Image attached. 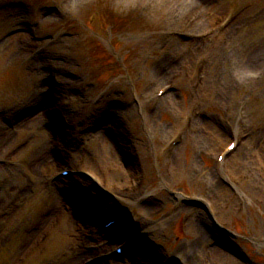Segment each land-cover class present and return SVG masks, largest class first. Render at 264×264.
I'll use <instances>...</instances> for the list:
<instances>
[{
	"label": "rangeland",
	"instance_id": "obj_1",
	"mask_svg": "<svg viewBox=\"0 0 264 264\" xmlns=\"http://www.w3.org/2000/svg\"><path fill=\"white\" fill-rule=\"evenodd\" d=\"M35 1L39 2L40 8L36 6L38 9H43V6L51 4V0ZM232 1L233 3H226L217 12L222 13L228 8L238 7L244 0ZM106 2L111 8L107 7ZM96 8L111 11L113 14L117 13L123 20L125 18L122 16H132L135 22L128 28L113 30V33H111L103 24V16L98 18L93 17L92 22L88 23V21L90 22V16ZM162 9L160 10L158 5L153 6V8L141 6L137 3V0H75V3L69 6L71 14H68L65 22L61 21V17L56 13L45 19L35 17L34 27L44 34L54 33L57 29L63 28L62 26L77 32L76 37L73 39L59 41L51 49V53L47 55V60L43 62L46 63L47 61L57 59L63 51L67 50L69 44L75 46L76 53L73 55V58L78 67L77 70L80 77L73 84L72 88L73 90L76 89L77 92L75 93L77 94L78 90L81 89L80 84L87 82V90L91 94H89V98L86 101L79 102L78 107L76 105L75 107L73 106V109L82 110L81 105L82 108L83 106L85 108L86 105L89 116H92L94 113L97 115L100 105L106 103L108 100L117 98L119 90L121 88L124 89L127 82L135 83L137 93L139 95L144 94L143 89L149 86L147 73L152 70L154 58L161 52L162 30L166 26H176L179 24L177 23L179 17L175 19V22L172 19L169 22L167 7L162 6ZM23 16L24 12L21 9L9 6L0 9V36L3 32L20 27ZM178 16L182 15L179 14ZM255 16L256 11H250L231 30L232 33L236 34L242 29V39H248L244 38V36L249 35V29H253L255 41H260L264 44V20L261 19L259 22L252 24ZM56 24L63 25L59 27ZM7 45H9V42L0 44V115L8 109H12L10 111L12 113L28 108L26 107L28 104L25 105L22 102H25L27 97L28 100L31 97V84L36 78L11 65L17 61V58L14 57L17 55V50L15 47H9L4 50V47ZM181 46L185 47V45ZM184 47H179V49L182 48L183 51ZM255 48L256 50H264V48L257 49L258 46H255ZM240 49L242 50V48ZM177 51L178 53H175L169 62L181 54L179 50ZM241 52L239 51L238 57ZM200 53L204 54V51L198 48L195 54L192 55L194 59L193 76H195V59L201 55ZM263 59L264 55L258 61V65L262 63ZM212 70V68L209 70L210 73L213 72ZM151 74L153 73L151 72ZM189 74L191 73L189 72ZM227 81L226 79L223 80V82ZM188 82V79L183 78L179 82V86H184L183 91L180 89V92L178 91L171 97L165 98L158 111L155 112L152 118V125H150L151 133L153 132L155 136L152 137L149 134L150 137H148L145 132L139 130L138 121L135 123L126 120L125 125L122 124L121 126L122 132H120L121 135L117 140H112L110 143L106 142L102 137L104 135L102 132L95 135V139L101 136L103 146L99 145L98 140H93L94 138L92 140L95 143L85 138V142H89L90 144L84 153L88 154L87 158H91V164L97 172L101 173L99 175L107 177L109 183L122 182L119 184L122 186L123 184H127L128 179L125 174L118 175L117 173L112 174V172H107L108 163L120 161L122 155L124 156L122 160H131L130 156L133 160V156H136V154H139L140 159L143 161L142 168L138 167L134 172L128 171L137 176L145 173L143 186L124 195V197L126 201L140 202L142 205H145L141 209H133L128 207V205L127 207L132 213L137 214L142 231L147 233L140 249L142 248L143 250L145 247L149 256L144 260H133L132 262H127L126 260L124 263L154 264L158 258L163 260L167 255H176L183 259L181 264H242L237 262V260H233L232 256L228 255V250L214 246L213 237L215 235L213 233L206 239L199 241V243L191 244V241H195L194 232L202 224L199 220L196 221L194 214L200 211V218L205 222L206 216H203V209L188 206L185 203L180 207H183L181 211L178 213L174 212L175 204L173 205L170 191L174 193L181 191L187 196L203 197L209 201L214 209H216L213 215L214 219L226 227V230L218 237H228V241L231 243L230 247L237 248L236 245H238L239 249L254 256L255 264H264V167L256 159L257 155H255L256 151L253 147V143L256 141L247 140L238 150L240 154L238 153V156H236L237 160L240 158V162L246 161V166L241 167L239 171L233 173L230 170L233 162L230 161L229 169H220L216 165L215 159L220 150L229 142L226 129L233 124L222 113H224L223 109L229 108L232 104L224 103L218 109L215 106V102H221L222 100L215 97L210 89V93H208L213 95L214 99L209 97L208 101L205 100L202 103L199 98L205 117L201 125L206 128L205 137L202 136L203 140L205 138V142L201 143V140L198 141V136H193V134H196L195 128H191V125L187 122V120L193 121L195 114H199L196 108L192 110L194 104L185 93ZM161 84H153L151 86L152 93L155 89L161 88ZM258 94L260 95L259 98L257 97ZM224 97L227 99V102L233 100L237 102L244 98V100L249 99L250 102L247 100L248 106H246L247 112L243 115L248 120V128L246 129L241 125L237 127L240 130H244L243 133L247 132V134H250V130L257 132L260 130V127H264V89L261 92L255 88L251 90L230 89L229 93ZM131 99H133V96L126 94L120 98V101L114 104L113 108L119 107L120 111L115 117L116 122L113 120L111 124L110 122L108 123L109 125L107 126L111 128L110 131L116 130L117 126L121 125L120 116L125 110L130 109L127 101ZM122 102L125 103L123 104ZM238 104H235L234 110L228 115L236 117ZM246 107L244 108L246 109ZM182 114L186 115L180 116ZM92 117H89V119H92ZM183 117H186L185 124L182 120ZM233 117L232 119L234 120ZM221 119L227 122V126L221 123ZM209 122H213L212 128ZM25 124L21 123L16 129L17 132H22L21 134L13 132L15 130L10 131L15 134V137H10L12 141L2 148L1 151L3 153L13 148L16 144L21 143L24 139L30 138L31 133L36 132V136H43L38 127L35 128L36 131L34 132H23L22 128ZM185 126L188 127L186 128ZM215 126L220 131L221 128H224V132L221 131L219 133ZM143 129L146 131L145 128ZM43 133H46L45 130H43ZM179 137L183 138L182 145L178 147L173 156L167 157L166 148L168 144ZM257 138L258 141L264 140V130ZM0 140L2 143L3 136H0ZM28 146L20 150L13 158L6 159V163L2 165L5 169H9L10 177L12 178H7L8 184L5 185V190L1 194L6 195L8 199L12 195L11 191L16 186L24 185L29 187L26 192L27 194L20 201L21 204H18V211L23 214L26 212L28 216H26L27 218L22 223H29L28 225L30 226V224L35 223L43 217V213L56 209L57 203L56 197H53L54 194L52 195L46 189L45 181L47 175L41 172V169L47 165L40 166L31 172L36 162L33 160L30 163V160L34 159V156L42 154L40 152H43V150L41 149L40 152L36 150L32 153V150L26 151ZM49 146L47 150H50ZM1 147L3 146L1 145ZM92 154L95 157L98 156L97 161L92 159ZM79 157L80 155L78 154L76 158L78 159ZM4 168H0V171ZM238 174L240 177L236 180L235 176ZM39 176L42 177L41 186L34 188L36 178ZM226 177L227 183L232 189L231 194L227 191V186L224 187L222 185L221 179H225ZM0 178V183L1 180L6 179L3 178V174L1 173ZM156 188L159 190L156 193H151ZM48 196L52 197V199ZM143 196L147 197V199L148 197L152 199H149V203L147 204ZM57 197H60V194ZM30 199L32 201H29ZM229 203H232L231 207ZM61 206L58 205L57 209L59 213H63V224L65 222L66 225L59 227L60 231L55 232L56 229L53 231L55 234L54 237L50 238V245H47L49 247L47 250L43 252H33L34 250H32L33 244L41 235V231L34 233V240L31 241L29 246H25L24 242L26 240L24 236L21 237L13 232V228L18 225L17 223L0 234V264H58L57 261L66 260L67 258L65 259L63 256L68 253L70 245L75 242V240L69 238V233L73 230L74 224L71 220V215L69 216V213L65 212L63 207L60 212ZM192 214L193 216H191ZM55 215H57L56 211L45 223L44 228L49 227L51 224L53 225ZM165 219L167 220L163 223ZM170 221H172V224ZM208 222L210 223V220ZM208 222L205 224L209 226ZM163 226L165 227L163 228ZM21 243L24 247V252L18 253V246ZM210 249L212 250L210 252L213 254V259L209 257L208 251ZM194 251L195 256L192 259ZM21 255L22 259L24 258L23 261L15 262V258L17 256L19 258ZM70 257L73 259L75 256L70 255ZM208 258L212 259L213 263H210ZM70 263L71 260H66L64 264Z\"/></svg>",
	"mask_w": 264,
	"mask_h": 264
},
{
	"label": "bare ground",
	"instance_id": "obj_2",
	"mask_svg": "<svg viewBox=\"0 0 264 264\" xmlns=\"http://www.w3.org/2000/svg\"><path fill=\"white\" fill-rule=\"evenodd\" d=\"M214 3H216V2H214ZM263 6H264V0L256 2L257 8L255 9V11L257 12V14H256L254 20L252 21V24L257 23L262 18H264V7ZM254 7H255V5H252L251 9L247 10V12L252 11V9ZM180 11L184 12L185 8L183 6H181L180 10L179 9L173 10V13L180 12ZM241 31H242V29L239 30L236 34H234V35L232 34L233 37H231V33L226 34V36H224L221 39L219 45L215 48V50H213V51L207 50V54L210 57H214V59H213L214 64H217L219 66L221 65L224 68V70H226L227 69L226 68V60H227L228 54H230L231 52H236V51L240 50V47H241L242 52H241L240 56L238 57V55H236V60H237L236 63L237 64H235V67L245 68V70H253L252 68L256 67V64L260 60L264 50H256L255 46H258L257 49H260V48H264V44H263V42L255 41V39H254L255 33H254L253 29H249L248 30L249 35L244 36V38H248V39H242ZM174 67H175V64L173 62H170L167 65L165 70H167V72H169L168 70H171ZM167 72L164 71L162 73V75L160 76V80H163V78H165V76H167ZM239 72H241V71H239ZM233 81L234 80L232 79L231 82H233ZM211 89L215 91V95L218 97V99H221V100L230 91L228 84L226 82H223L220 80H214L213 84L211 85ZM216 90H218V91H216ZM65 91H67V90H65ZM207 98H208V94H206L204 97H202L201 98L202 103ZM25 103L34 104V106H39V107L43 106L40 103L38 104L36 102H33L32 100L29 101L28 98H26ZM44 109H46V111H47L48 107H45ZM119 111H120V108L118 107V108H115L112 112L113 113L112 114L113 120H115V122H116L115 117L119 113ZM48 114L51 115L52 113L49 112ZM52 117L55 118V116H51V118ZM29 119L30 120H28L27 123L22 128V131L23 132H28V131L34 132V131H36L35 128L38 127V128H40V131L42 132V135H43V136H36V132L31 133L30 137L32 140L29 143V146L26 148V151L32 150V153L36 150H38V152H40L41 149L43 150V152H40L42 154H38V155L34 156V160H35L36 164L34 165L33 169L35 170V169L39 168L40 166H44L45 164H49L48 159L50 157V152L47 150V147L50 144L49 138L47 137V133L49 130L46 129L48 127V125H46V121L44 119H42L39 115L33 116ZM77 119L85 120V118H83L82 116H77ZM33 122H35V123L33 124ZM62 124H66V122H62ZM212 124H213V122H209V125L211 128L213 127ZM44 127L46 130V133H43ZM215 127H216V130L220 133L221 131L217 128V126H215ZM64 128L67 129V124L64 126ZM13 132H17V130H15ZM13 132H10V133H9V131L2 132L3 133V142L1 143V140H0V150L3 148V147H1V145H3V143L5 141L10 142V141H12L10 139L12 137H15V134ZM120 132H122L121 131V125H118L116 130H114V131H108V130L104 131L103 130L102 133H104V135H102V134L101 135L106 140V142L110 143L112 140H117V138L120 137V135H121ZM8 133L10 136L8 135ZM17 133L21 134L22 132L18 131ZM48 136H49V133H48ZM201 140L205 142V138H204V140L203 139H201ZM30 144H32V145H30ZM260 147H264V145H260ZM26 153L30 154L29 152H26ZM52 158H53V156L50 158V160ZM0 168H4V167H0ZM232 168L236 169L237 166H234ZM0 173L3 174L4 178H12V177H10L11 175H10L9 169L4 168L0 171ZM41 181H42V177L41 176L37 177L36 181L34 183V188L41 186ZM29 201H32V200L30 199ZM194 217L196 218V221L199 220V222L202 224H201V227L197 228L196 232L194 233L196 238H195V241H191V244L199 243L198 242L199 240L201 241V240H203V238L205 239L211 233H213L212 230L209 228V226L207 224H205L206 222L202 221V219L200 218V212L199 211H197L194 214Z\"/></svg>",
	"mask_w": 264,
	"mask_h": 264
}]
</instances>
